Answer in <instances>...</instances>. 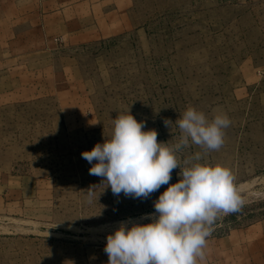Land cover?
I'll return each instance as SVG.
<instances>
[{"label": "rangeland", "instance_id": "374dc122", "mask_svg": "<svg viewBox=\"0 0 264 264\" xmlns=\"http://www.w3.org/2000/svg\"><path fill=\"white\" fill-rule=\"evenodd\" d=\"M105 1L54 16L67 21L23 23L33 30L17 47L22 65L15 73L7 66L0 79V264H107V235L154 212L168 185L146 200L116 197L81 153L110 138L113 119L128 109L171 145L180 134L175 120L189 106L230 119L223 146L200 163L228 167L244 201L211 226L201 264H241L242 256L244 264H264V0H255L259 29L240 20L236 0ZM14 77L16 99L8 95L18 88ZM198 151L178 153L181 166Z\"/></svg>", "mask_w": 264, "mask_h": 264}, {"label": "clouds", "instance_id": "9594fccd", "mask_svg": "<svg viewBox=\"0 0 264 264\" xmlns=\"http://www.w3.org/2000/svg\"><path fill=\"white\" fill-rule=\"evenodd\" d=\"M113 123L110 138L81 153L92 165L89 174L100 177V185L106 184L116 197L146 200L161 186L168 187L153 201L154 212L121 221L107 235V264H201L211 226L221 214L236 213L244 203L228 167L200 163L207 152L223 146L230 119L223 113L209 119L189 106L175 120L180 134L171 145L158 142L155 129L144 131L146 122H138L130 109ZM172 123L164 121L168 128ZM190 145L201 151L185 158L182 167L178 153ZM177 168L180 179L170 184ZM96 187L87 189L89 203Z\"/></svg>", "mask_w": 264, "mask_h": 264}, {"label": "crops", "instance_id": "0c3cea01", "mask_svg": "<svg viewBox=\"0 0 264 264\" xmlns=\"http://www.w3.org/2000/svg\"><path fill=\"white\" fill-rule=\"evenodd\" d=\"M239 8L240 20L248 23V29H259L260 21L256 16L255 7L258 2L255 0H236ZM111 4L105 0H0V79H4L6 67L11 66L14 73L16 66L22 64V38L26 36L25 31L33 30V24L23 25V23L46 22L55 19L67 21L65 17H57L66 11V6H98ZM17 48V49H16ZM32 55L29 54V57ZM9 68V69H11ZM12 70V69H11ZM13 91L8 95L16 99L20 98L21 85L18 84L20 79L13 78ZM1 98L5 97V93L1 92ZM245 263V256H242L241 264Z\"/></svg>", "mask_w": 264, "mask_h": 264}, {"label": "water", "instance_id": "95a60500", "mask_svg": "<svg viewBox=\"0 0 264 264\" xmlns=\"http://www.w3.org/2000/svg\"><path fill=\"white\" fill-rule=\"evenodd\" d=\"M25 231H39L43 233H50V234H56V235H63V236H69V237H75V238H83V237H90L92 234L90 233H82L73 231L71 229L66 228H57V227H47L44 225L41 226H33V225H23L21 226Z\"/></svg>", "mask_w": 264, "mask_h": 264}, {"label": "bare ground", "instance_id": "6f19581e", "mask_svg": "<svg viewBox=\"0 0 264 264\" xmlns=\"http://www.w3.org/2000/svg\"><path fill=\"white\" fill-rule=\"evenodd\" d=\"M85 233H89V232H85ZM95 235V234H94Z\"/></svg>", "mask_w": 264, "mask_h": 264}]
</instances>
